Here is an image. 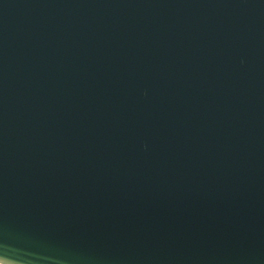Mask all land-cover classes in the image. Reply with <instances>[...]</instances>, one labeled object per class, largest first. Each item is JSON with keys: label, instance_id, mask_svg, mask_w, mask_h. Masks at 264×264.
Instances as JSON below:
<instances>
[{"label": "water", "instance_id": "water-1", "mask_svg": "<svg viewBox=\"0 0 264 264\" xmlns=\"http://www.w3.org/2000/svg\"><path fill=\"white\" fill-rule=\"evenodd\" d=\"M0 264H264V0H0Z\"/></svg>", "mask_w": 264, "mask_h": 264}]
</instances>
